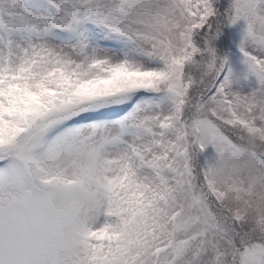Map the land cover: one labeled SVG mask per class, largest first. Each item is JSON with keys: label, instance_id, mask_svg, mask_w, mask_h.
<instances>
[{"label": "snow or ice", "instance_id": "6c2138e0", "mask_svg": "<svg viewBox=\"0 0 264 264\" xmlns=\"http://www.w3.org/2000/svg\"><path fill=\"white\" fill-rule=\"evenodd\" d=\"M0 264H264V0H0Z\"/></svg>", "mask_w": 264, "mask_h": 264}, {"label": "rangeland", "instance_id": "374dc122", "mask_svg": "<svg viewBox=\"0 0 264 264\" xmlns=\"http://www.w3.org/2000/svg\"><path fill=\"white\" fill-rule=\"evenodd\" d=\"M238 38V37H237Z\"/></svg>", "mask_w": 264, "mask_h": 264}]
</instances>
